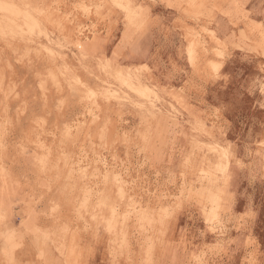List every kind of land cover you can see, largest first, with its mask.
<instances>
[{"label":"rangeland","instance_id":"obj_1","mask_svg":"<svg viewBox=\"0 0 264 264\" xmlns=\"http://www.w3.org/2000/svg\"><path fill=\"white\" fill-rule=\"evenodd\" d=\"M0 5V264H264V0Z\"/></svg>","mask_w":264,"mask_h":264},{"label":"bare ground","instance_id":"obj_2","mask_svg":"<svg viewBox=\"0 0 264 264\" xmlns=\"http://www.w3.org/2000/svg\"><path fill=\"white\" fill-rule=\"evenodd\" d=\"M19 1V0H18ZM10 6V5H9ZM8 6V7H9ZM8 7L7 6H4V5H0V9H3V10H7L8 9ZM28 8V7H27ZM10 11V10H9ZM14 12V11H13ZM9 13V12H8ZM15 13H13V15H14ZM28 21V20H27ZM20 22V21H19ZM33 23V22H32ZM36 24V23H35ZM35 24H34V27H36L35 26ZM38 25V24H37ZM29 26V25H28ZM31 26H33V25H31ZM18 27V26H17ZM30 27V26H29ZM26 28V27H25ZM32 28V27H31ZM27 29V28H26ZM30 29V28H29ZM35 29V28H34ZM21 30V29H20ZM27 31V30H26ZM22 32H24V31H22ZM44 66V65H43ZM130 83L128 84V86L130 87V88H132V89H135L136 88V86H140V88H142L139 92H141V93H145V92H149L150 91V85H148V83H146L145 81H142V80H138L137 81V83H135V82H133V81H129ZM142 86H144V87H142ZM105 89V93L106 94H108V95H110V96H112V97H115V98H120V99H124V98H126V96L124 95V93H121L120 92V90H117V89H115V88H112L111 86H108V87H106V88H104ZM92 93H94V91L92 92ZM154 99H151V98H148V99H150V101H151V107L153 108V109H156V110H159L157 107L158 106H155V103L158 101V97H157V95H154V97H153ZM156 101V102H155ZM154 111V110H153ZM213 150H215L219 155H221V158L220 159H222V157H223V159H224V161H228V159H229V156H228V153L226 152V150L224 149V148H222L220 145H218V144H215L214 146H213V148H212ZM226 165V164H225ZM219 166V165H218ZM227 172V171H226ZM118 178H119V176H118ZM119 183V182H118ZM121 185V184H120ZM119 186V185H118ZM216 186V185H215ZM212 188V187H211ZM122 192V195L125 197V194H126V191L125 190H122L121 191ZM215 194V193H214ZM138 200H140V199H138ZM214 201H215V199H214ZM139 203V202H138ZM211 206H212V204H211ZM215 206V205H214ZM144 209V208H143ZM116 210V209H115ZM122 210V209H121ZM130 210V209H129ZM119 211V210H118ZM213 211V210H212ZM115 212H117V211H113L112 212V214L114 215V213ZM131 213H135V214H137L138 212H139V206L137 207L136 206V203H135V201L134 200H132V204H131V211H130ZM122 213V212H121ZM129 212H127V214H128ZM213 214H214V212H213ZM123 215H124V217H125V215L126 214H124L123 213ZM138 215V214H137ZM215 215V214H214ZM213 215V216H214ZM115 216V215H114ZM139 217V216H138ZM114 218V217H113ZM126 218V217H125ZM124 218V219H125ZM128 218V217H127ZM144 218V217H143ZM133 219V218H132ZM137 219V218H136ZM145 222V221H144ZM147 226H149V224L147 225ZM110 228V227H109Z\"/></svg>","mask_w":264,"mask_h":264}]
</instances>
